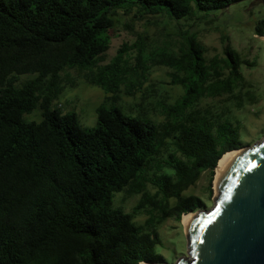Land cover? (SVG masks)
<instances>
[{
    "label": "trees",
    "instance_id": "trees-1",
    "mask_svg": "<svg viewBox=\"0 0 264 264\" xmlns=\"http://www.w3.org/2000/svg\"><path fill=\"white\" fill-rule=\"evenodd\" d=\"M239 1L0 0V264L165 261L157 251L159 226L206 208L205 199L188 189L209 171L212 190L219 160L247 145L239 120L193 106L205 95L240 91L247 60L227 48L220 61H210L198 39L185 33L180 53L164 59L180 71L172 83L185 90L175 104L163 106L165 120L141 103L136 114L102 104L92 127L57 104L62 72L88 70L90 82L107 93L145 97L144 47L135 67L124 66L128 44L113 61L98 64L119 10L207 19ZM255 33L264 36V16ZM25 74L33 77L21 81ZM37 108L42 118L28 119ZM125 190L142 195L131 212L115 204ZM141 209L151 215L145 224L135 220Z\"/></svg>",
    "mask_w": 264,
    "mask_h": 264
},
{
    "label": "rangeland",
    "instance_id": "rangeland-1",
    "mask_svg": "<svg viewBox=\"0 0 264 264\" xmlns=\"http://www.w3.org/2000/svg\"><path fill=\"white\" fill-rule=\"evenodd\" d=\"M118 14L119 20L110 31V48L98 64L110 63L118 55L119 49L128 44L130 47L124 55V66L128 69L135 67L138 48L144 47L145 65L149 67L148 79L143 84L146 96L143 97L140 92L135 95L124 91L118 95L107 93L102 86L90 82L88 70L68 67L62 72L63 90L56 101L63 112L76 111L82 124L92 127L97 122V108L102 104L115 103L123 105L132 114H136L142 106L156 120L164 121L166 105L175 104L185 93L183 86L172 83L173 75L180 71L164 59L180 53L184 35L189 33L206 49L205 55L210 61L215 57L220 61L226 56L227 48L236 50L247 60L243 64L244 85L240 91L235 94L205 95L193 109L203 114L230 115L239 120L242 136L247 143L245 148H251L264 139V38L255 33L258 20L264 16L263 0L236 2L227 9L210 12L207 19L193 16L187 20H176L167 15H145L138 9L128 13L119 10ZM31 77L33 75H21L20 80ZM139 103L141 106H138ZM27 118L40 120L41 109H35ZM216 173L215 170L212 190L209 189L211 173L206 171L187 191L205 199V209H210L219 195ZM148 188L155 191L151 184H148ZM141 197V193L125 190L116 194L115 204L131 212ZM174 200L171 199V203ZM184 215L180 221L167 218L159 226L163 242L157 251L165 257L163 264H176L179 259L188 257ZM150 217V213L141 209L135 220L145 224Z\"/></svg>",
    "mask_w": 264,
    "mask_h": 264
},
{
    "label": "water",
    "instance_id": "water-1",
    "mask_svg": "<svg viewBox=\"0 0 264 264\" xmlns=\"http://www.w3.org/2000/svg\"><path fill=\"white\" fill-rule=\"evenodd\" d=\"M243 148L219 178L213 206L195 211L188 257L176 264H264V139Z\"/></svg>",
    "mask_w": 264,
    "mask_h": 264
},
{
    "label": "bare ground",
    "instance_id": "bare-ground-1",
    "mask_svg": "<svg viewBox=\"0 0 264 264\" xmlns=\"http://www.w3.org/2000/svg\"><path fill=\"white\" fill-rule=\"evenodd\" d=\"M264 38V36H263ZM243 150H232L223 155V157L219 160L218 165L216 167V175H217V185L219 184V178L223 174L224 170L226 169L227 165L238 155L242 154ZM197 215V213H186L184 215V221L186 223V227L191 223V221L194 219V217ZM140 264H150L147 262H142Z\"/></svg>",
    "mask_w": 264,
    "mask_h": 264
}]
</instances>
